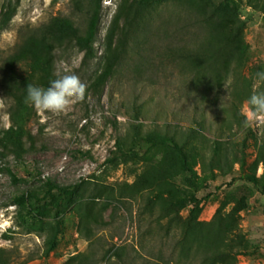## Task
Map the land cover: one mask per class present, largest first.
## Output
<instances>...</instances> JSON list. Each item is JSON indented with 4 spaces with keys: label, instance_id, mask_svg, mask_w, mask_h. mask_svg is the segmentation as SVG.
<instances>
[{
    "label": "rangeland",
    "instance_id": "rangeland-1",
    "mask_svg": "<svg viewBox=\"0 0 264 264\" xmlns=\"http://www.w3.org/2000/svg\"><path fill=\"white\" fill-rule=\"evenodd\" d=\"M235 1L227 16L213 13L226 0L157 2L125 40L133 0H102L93 60L73 39L56 43L55 77L75 73L87 91L60 115L34 108L26 153L4 152L24 179L0 172V249L14 264H264V116L248 104L254 85L264 91V0ZM96 2L0 0V80L27 35L58 16L83 31ZM11 105L0 86V131ZM163 127L189 130L197 191L161 172L145 184V162L112 160L119 139L144 153L138 135ZM48 179L81 188L39 219L13 203ZM182 199L179 221L168 208ZM192 209L198 225L184 239Z\"/></svg>",
    "mask_w": 264,
    "mask_h": 264
},
{
    "label": "trees",
    "instance_id": "trees-1",
    "mask_svg": "<svg viewBox=\"0 0 264 264\" xmlns=\"http://www.w3.org/2000/svg\"><path fill=\"white\" fill-rule=\"evenodd\" d=\"M160 1L164 0H133L126 17L125 40L139 19L143 17L145 11ZM95 5L92 12L89 13L88 22L83 31L71 18L55 17L48 24L27 35L18 50L5 63L0 86L12 102L9 110L12 124L8 129L0 131V172L7 173L15 185L24 179L19 177L14 167L4 165V152L13 153L18 159H21L26 153L24 136L34 109L33 106L25 102L27 85L47 88L50 81L57 78L53 68V53L56 43H62L65 39L75 41L79 51L84 53V63L95 58L94 45L101 20L102 0H97ZM238 8L239 5L235 0H226L223 5L214 8L213 13L218 16L236 15ZM22 66L25 68L24 74L19 71ZM188 131L178 129V131L170 133L168 128L163 127L162 130H153L145 136L138 135L137 143L145 148L144 153L134 148L127 149L124 142L119 139L116 145L117 150L114 152L115 157L112 160L124 158L145 162L149 166V171L150 169L154 170L146 175L147 178L145 181L143 180L145 184H156L157 175L161 172L166 180L184 177L188 186L197 191V172L186 150V145L192 137ZM26 173L33 176L28 171ZM250 180L253 183H258L255 178ZM80 188L81 184L61 186L48 179L38 189H29L14 197L13 203L18 206L26 202L31 203L32 209L28 214L31 215L32 212L31 216L34 219H39L51 208H58L64 197H73L78 194ZM173 198L174 196L171 197V199ZM184 207H187L184 199L171 200L168 212L171 213L176 208L179 221H181L182 218L179 214ZM195 213L196 211L192 209L189 220L184 222V239L191 237L194 231L196 232L198 223ZM170 221L174 223L175 218L172 217ZM0 264H14L10 252L6 249H0Z\"/></svg>",
    "mask_w": 264,
    "mask_h": 264
},
{
    "label": "clouds",
    "instance_id": "clouds-1",
    "mask_svg": "<svg viewBox=\"0 0 264 264\" xmlns=\"http://www.w3.org/2000/svg\"><path fill=\"white\" fill-rule=\"evenodd\" d=\"M257 80L264 81V70L257 72ZM248 99L253 116H264V91H256V85ZM87 86L75 73H66L50 81L47 88L28 84L25 102L39 112L56 115L67 112L85 98Z\"/></svg>",
    "mask_w": 264,
    "mask_h": 264
}]
</instances>
